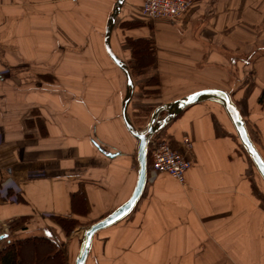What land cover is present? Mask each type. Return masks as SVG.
Instances as JSON below:
<instances>
[{
    "label": "crops",
    "instance_id": "obj_1",
    "mask_svg": "<svg viewBox=\"0 0 264 264\" xmlns=\"http://www.w3.org/2000/svg\"><path fill=\"white\" fill-rule=\"evenodd\" d=\"M116 2L0 0V254L46 238L75 264L85 230L135 189L126 77L105 48ZM143 2L126 1L111 37L126 63L130 40L154 49L133 77L136 128L162 104L221 89L264 156V0H192L174 21L141 18ZM158 135L181 152L192 141L185 183L149 170L136 209L96 235L86 264H264V190L224 108L191 106Z\"/></svg>",
    "mask_w": 264,
    "mask_h": 264
},
{
    "label": "water",
    "instance_id": "obj_2",
    "mask_svg": "<svg viewBox=\"0 0 264 264\" xmlns=\"http://www.w3.org/2000/svg\"><path fill=\"white\" fill-rule=\"evenodd\" d=\"M126 1L127 0H117L115 4V8L106 27L105 48L108 56L126 77L127 90L122 104V118L129 133L138 141V179L135 189L127 202L85 230L80 252L76 258L75 264L87 263L92 251L94 238L98 233L122 222L136 209L148 183V154L150 141L191 106L204 102H216L224 108L234 126L243 149L252 160L264 181V156L253 141L247 123L234 103L232 95L227 91L221 89H205L191 93L175 101L162 104L153 111L148 124L143 129L136 128L128 113L129 106L135 94V82L128 64L113 51L111 45L113 30Z\"/></svg>",
    "mask_w": 264,
    "mask_h": 264
},
{
    "label": "trees",
    "instance_id": "obj_3",
    "mask_svg": "<svg viewBox=\"0 0 264 264\" xmlns=\"http://www.w3.org/2000/svg\"><path fill=\"white\" fill-rule=\"evenodd\" d=\"M130 46L133 52V62L128 64L132 76L142 75L146 69L154 64V49L150 41L137 40L131 42ZM159 79L152 77L147 85L157 87ZM262 102L264 99L261 100ZM250 132V131H249ZM250 135L253 138L252 133ZM152 159L148 154V167L151 170ZM58 222L68 228V233L76 225V222H65L64 219L57 218ZM2 264H65L64 253L56 248L54 242L46 238H32L12 242L0 254Z\"/></svg>",
    "mask_w": 264,
    "mask_h": 264
},
{
    "label": "built area",
    "instance_id": "obj_4",
    "mask_svg": "<svg viewBox=\"0 0 264 264\" xmlns=\"http://www.w3.org/2000/svg\"><path fill=\"white\" fill-rule=\"evenodd\" d=\"M191 7L192 0H144L141 11L147 20L166 19L174 21L189 12ZM184 146L186 152H181L175 149L169 140L156 135L149 143L152 173L156 175L167 174L184 184L186 174L193 166L187 156V153L193 149V143L189 138H185ZM2 195L4 198H10L8 190Z\"/></svg>",
    "mask_w": 264,
    "mask_h": 264
},
{
    "label": "rangeland",
    "instance_id": "obj_5",
    "mask_svg": "<svg viewBox=\"0 0 264 264\" xmlns=\"http://www.w3.org/2000/svg\"><path fill=\"white\" fill-rule=\"evenodd\" d=\"M143 7V6H142ZM141 14H142V11H141ZM185 15V14H184ZM183 16V15H182ZM182 16H180L179 18H181ZM139 16H136V19L138 18ZM140 17L141 18H145L143 15H140ZM146 19V18H145ZM128 64L130 63V62H127ZM140 75H138V77H139ZM151 79V78H150ZM142 122H144V121H142ZM243 148V147H242ZM244 150V149H243ZM245 151V150H244ZM246 153V152H245ZM249 157V156H248ZM249 159H250V157H249ZM250 162H251V164H252V167H253V169H254V171L256 172V175H257V177H258V180L260 181V183L262 184V187H263V190H264V181H263V179L261 178V176H260V174L258 173V171H257V169H256V167H255V165L253 164V162H252V160L250 159ZM262 197H263V201H264V195H261Z\"/></svg>",
    "mask_w": 264,
    "mask_h": 264
}]
</instances>
